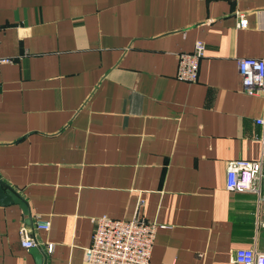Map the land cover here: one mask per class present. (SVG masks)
<instances>
[{
	"label": "crops",
	"instance_id": "1",
	"mask_svg": "<svg viewBox=\"0 0 264 264\" xmlns=\"http://www.w3.org/2000/svg\"><path fill=\"white\" fill-rule=\"evenodd\" d=\"M196 41L198 79L179 81ZM242 58L264 60V0H0V181L32 221L0 206V264H36L22 226L45 264H84L100 216L156 223L151 264L264 252V180L226 190L227 163L261 151Z\"/></svg>",
	"mask_w": 264,
	"mask_h": 264
},
{
	"label": "built area",
	"instance_id": "2",
	"mask_svg": "<svg viewBox=\"0 0 264 264\" xmlns=\"http://www.w3.org/2000/svg\"><path fill=\"white\" fill-rule=\"evenodd\" d=\"M248 21L239 15L237 28L244 29ZM205 54V44L196 41L189 53L177 55L176 79L195 83L198 79L199 63ZM0 63H13L12 59H0ZM237 72L243 93L264 97V60L242 58L237 60ZM260 128L258 141L261 145L260 156L256 161L235 160L226 165V190L231 192L260 193L264 180V114L255 120ZM93 232L90 245L83 251L84 264H151V254L159 226L136 215L130 220H118L108 216L91 219ZM47 221L37 220L35 229L48 231ZM20 244L31 249L38 244L33 230L22 226L18 231ZM54 245L47 246V253L53 252ZM232 264H264V252L254 248L231 250Z\"/></svg>",
	"mask_w": 264,
	"mask_h": 264
},
{
	"label": "water",
	"instance_id": "3",
	"mask_svg": "<svg viewBox=\"0 0 264 264\" xmlns=\"http://www.w3.org/2000/svg\"><path fill=\"white\" fill-rule=\"evenodd\" d=\"M18 205L23 214L27 216L25 223L32 226L31 215L27 204L19 197V195L10 188H7L0 181V206ZM36 264H45V254L41 247L35 246L30 249Z\"/></svg>",
	"mask_w": 264,
	"mask_h": 264
}]
</instances>
